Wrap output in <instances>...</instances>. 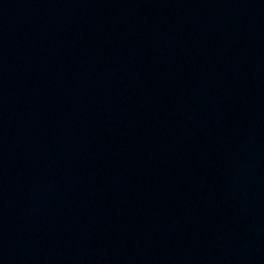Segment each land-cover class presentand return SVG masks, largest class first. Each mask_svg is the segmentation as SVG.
<instances>
[{
    "label": "water",
    "instance_id": "water-1",
    "mask_svg": "<svg viewBox=\"0 0 264 264\" xmlns=\"http://www.w3.org/2000/svg\"><path fill=\"white\" fill-rule=\"evenodd\" d=\"M0 264H264V0H0Z\"/></svg>",
    "mask_w": 264,
    "mask_h": 264
}]
</instances>
